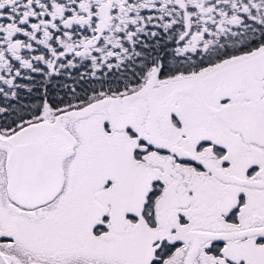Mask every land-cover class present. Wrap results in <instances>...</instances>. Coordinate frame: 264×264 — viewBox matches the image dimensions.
<instances>
[{
  "label": "snow or ice",
  "instance_id": "snow-or-ice-1",
  "mask_svg": "<svg viewBox=\"0 0 264 264\" xmlns=\"http://www.w3.org/2000/svg\"><path fill=\"white\" fill-rule=\"evenodd\" d=\"M0 264H264V0H0Z\"/></svg>",
  "mask_w": 264,
  "mask_h": 264
}]
</instances>
